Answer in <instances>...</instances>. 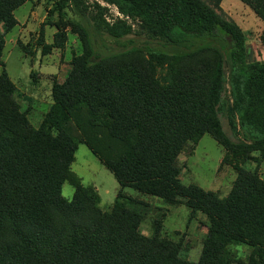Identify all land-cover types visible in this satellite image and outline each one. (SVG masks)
I'll list each match as a JSON object with an SVG mask.
<instances>
[{
  "label": "trees",
  "instance_id": "trees-1",
  "mask_svg": "<svg viewBox=\"0 0 264 264\" xmlns=\"http://www.w3.org/2000/svg\"><path fill=\"white\" fill-rule=\"evenodd\" d=\"M28 1L0 0V57L6 34L19 25L15 12ZM122 1V12L142 19L147 32L172 50L131 47L100 56L88 30L72 25L84 52L74 57L65 81L54 82L53 105L39 128L16 100L7 71L0 73V264H234L229 248L240 243L251 250L240 264H264V179L243 166L264 159V61L250 62L244 32L201 1ZM107 33L120 40L130 29L115 26ZM66 39L61 31L55 44L45 45L42 37L39 43L46 52ZM222 49L231 62L229 124L253 136L251 144L231 143L218 118ZM80 107L91 114L92 126H104L106 138L121 145L116 157L69 134L66 125ZM205 135L224 148V162H236L226 198L180 179L181 152ZM79 144L120 185L108 210L97 190L71 171ZM67 182L74 188L71 200L62 195ZM126 188L184 205L190 219L206 216L198 262L181 257L180 241L162 236V221L154 236L140 232L143 213L127 202L144 203L127 197Z\"/></svg>",
  "mask_w": 264,
  "mask_h": 264
},
{
  "label": "rangeland",
  "instance_id": "rangeland-1",
  "mask_svg": "<svg viewBox=\"0 0 264 264\" xmlns=\"http://www.w3.org/2000/svg\"><path fill=\"white\" fill-rule=\"evenodd\" d=\"M223 18L233 21L246 36L247 58L250 62L264 61V0H198ZM65 5L63 10L59 7ZM122 0H29L16 12L19 25L5 36V48L0 57V73L7 71L16 86V100L22 110L28 112V118L35 128H39L53 105L52 88L54 82L63 83L72 69L74 57L84 52V44L79 33L72 25H80L91 34L96 53L100 56L121 52L131 47L151 48L164 51L172 50L163 39L150 35L143 26L142 19L130 16L120 10ZM125 25L130 34L120 40L111 38L107 30ZM64 31L67 39L62 47L43 52L39 41L42 37L45 45L55 44V36ZM26 48V50L23 49ZM223 92L218 118L223 133L233 144H251L254 142L246 130L238 127L234 131L229 124L232 106L230 86L231 62L223 49ZM49 52V53H48ZM167 71L162 74L166 75ZM91 114L80 107L72 113L66 125L69 134L78 142L87 139L101 149L103 155L116 157L121 145L108 140L104 126H92ZM237 121V120H236ZM103 115L98 123H103ZM259 156L258 154L256 155ZM226 152L210 135H205L198 144H188L181 152L177 165L180 179L185 185H197L206 191L215 192L220 198L230 193L237 172L235 161L224 162ZM258 163L248 162L244 168L257 171L264 179V159ZM241 165V163H240ZM242 166V165H241ZM71 171L85 186H93L101 197V207L108 210L116 202L121 188L113 174L107 170L92 154L85 144H79L75 162ZM127 197L143 202L140 206L127 202L130 208L142 211L143 220L140 232L154 236L156 222L162 221V236L182 244L181 257L190 262H198L203 242L207 234L208 221L205 215L198 213L190 219V210L186 206H169L161 200L143 195L126 188ZM64 198L71 200L74 188L65 183L62 189ZM164 217V218H163ZM251 250L243 244H234L229 248L234 264L247 262Z\"/></svg>",
  "mask_w": 264,
  "mask_h": 264
},
{
  "label": "crops",
  "instance_id": "crops-1",
  "mask_svg": "<svg viewBox=\"0 0 264 264\" xmlns=\"http://www.w3.org/2000/svg\"><path fill=\"white\" fill-rule=\"evenodd\" d=\"M97 190V189H96ZM125 190V189H124ZM124 190H123V193H124ZM98 192V191H97ZM126 195V194H125ZM144 195V194H143ZM127 196V195H126ZM151 197V196H150ZM130 198H132V197H130ZM155 198V197H154ZM158 199V198H157ZM159 200H161V199H159ZM162 201V200H161ZM163 202V201H162ZM164 203V202H163ZM170 206V205H169Z\"/></svg>",
  "mask_w": 264,
  "mask_h": 264
}]
</instances>
